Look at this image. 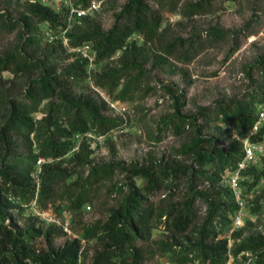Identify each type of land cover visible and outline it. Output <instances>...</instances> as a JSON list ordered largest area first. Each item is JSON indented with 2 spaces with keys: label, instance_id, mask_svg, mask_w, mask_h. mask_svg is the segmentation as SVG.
I'll return each mask as SVG.
<instances>
[{
  "label": "rangeland",
  "instance_id": "rangeland-1",
  "mask_svg": "<svg viewBox=\"0 0 264 264\" xmlns=\"http://www.w3.org/2000/svg\"><path fill=\"white\" fill-rule=\"evenodd\" d=\"M91 1L38 0L61 14L66 24L72 9H87ZM129 1L102 0L100 10L91 12L85 19L73 20L68 31L67 27L52 29L48 23L32 19L33 34H28L23 22L29 16L27 7L30 0H0V14L6 20L19 22L18 29L13 33L0 27V57L21 53L29 60L51 65L62 76L68 66L80 58L70 47L69 41L66 45L67 34L75 29H83L84 22L87 26L96 25L109 31L115 24L116 16ZM201 1L205 8L191 15V5ZM148 3L161 15L162 25L153 42L146 41L140 34H134L130 39V42L142 49L139 63L142 64L145 75L140 78L128 100L117 98L122 86L111 94L95 85L94 72H101L106 64L89 66L87 79L62 77L63 86L77 96H91L99 102H105V116L120 119L108 100L125 105L127 113L124 129L114 133L103 145L94 148L84 162L74 160L75 154L71 152L57 160L56 163H61L63 169L73 171L74 175L66 181H59L54 187L55 195L48 200L42 199L39 194V174L45 162L54 161L38 158L34 165L32 163L33 178L37 182L34 199L28 204L14 199V207L10 209L21 229L26 228L30 217L38 218L39 223L46 227L53 225V219L68 222L70 233L61 229L55 244L62 246L67 240L76 239L75 236L80 235L84 240L80 261L85 264L91 263L100 247L96 240L84 239L82 230L85 226L105 220L111 211L118 208L124 195L117 193L115 188L121 187L127 180L125 175L118 172L111 180L100 183L87 181L91 167L136 163L140 167L167 170L168 174L163 177L164 186L151 197L153 204L159 212H164L170 206H182L194 198L197 221L202 222L207 207L199 194L212 195L220 192L227 195L228 174L235 169L227 170L222 181L215 183L208 179L216 171L215 166H201L192 155L184 154L182 149L198 135L213 139L222 150H229L233 144H238L241 148L243 134L234 126L222 123L218 113L224 108L233 107L237 102L249 99L262 81L261 72L256 65L264 57V0H149ZM215 31L222 32V36L216 35ZM22 38H33L37 42L24 48ZM49 43H61L68 53L75 56L71 59H67V54L47 56L45 48ZM121 54L117 53L112 59L114 66L120 67ZM39 73L0 72L1 96L4 100L22 96L30 80L38 77ZM175 99H180L181 114L190 116L195 122V126L188 125L183 135H175L162 125L164 118L174 114ZM50 102L45 101L33 118L43 130L54 132L53 127L51 129L43 122ZM261 107L263 106H257V111ZM7 112V109L0 108V127ZM11 138L12 145L7 152L9 156H18L24 161L35 158L38 154V148L34 146L31 149L28 141L21 136L13 134ZM4 152L0 145V163ZM133 181L137 186L143 185L142 180ZM172 181L173 189L169 191L167 186ZM245 187L250 199L249 213L245 228L243 227L240 238L233 241L232 248L235 244L239 246L250 239L264 241V158L252 165L247 172ZM169 192L172 195L169 196ZM80 194L87 201L77 207L75 200ZM56 227L60 229L58 225ZM193 231L195 228L178 235L167 229L164 223L155 222L151 238L138 243L144 252L143 264H179L174 253L164 251V244L184 243L186 239L192 238ZM34 245L39 248L44 244L40 239ZM228 264H258L257 254L231 255Z\"/></svg>",
  "mask_w": 264,
  "mask_h": 264
},
{
  "label": "trees",
  "instance_id": "trees-1",
  "mask_svg": "<svg viewBox=\"0 0 264 264\" xmlns=\"http://www.w3.org/2000/svg\"><path fill=\"white\" fill-rule=\"evenodd\" d=\"M148 1L130 0L116 16L115 24L109 31H104L96 25L87 26L84 22L83 29H75L67 34L72 49L92 43L95 64H106L101 72H94L95 85L111 94L122 86L117 98L123 101L129 99L130 93L145 75V70L139 63L142 49L130 42L131 37L140 34L146 41L153 42L157 39L162 25L161 15L149 6ZM204 8L205 4L201 1L191 5L189 13L195 15ZM27 12L29 16L24 18L23 27H26L28 34H33L32 19L39 23H48L52 29L67 27L61 14L41 3L30 2ZM18 26L19 22L6 20L5 16L0 14V27L4 30L13 33ZM214 33L218 36L223 34L220 31ZM22 39L24 48L37 42L33 38ZM45 52L47 56L67 54V59L75 56L68 53L61 43L47 44ZM119 52L122 53L119 58L120 67L111 63ZM88 65L87 60L77 58L61 76L51 65L29 60L21 53L0 57V72H40L38 77L30 80L22 96L4 100L0 93V108L8 111L0 127V145L5 151L0 163V264H85L80 261L83 254L81 241L71 239L62 246L55 244L58 232H62L55 225L46 227L39 223L38 218L30 217L26 228H19L10 213V209L14 207L10 198L22 200L26 204L34 199L37 182L33 178V165L38 158H42L45 161H54L45 162L39 174V194L44 200L51 199L55 195V185L74 175L73 171L63 169L61 163H56L70 153V139L74 135L86 133L91 129L101 135L124 129L123 120L103 114L107 107L105 102H99L91 96H77L63 86V76L87 79ZM256 67L261 72L262 81L250 94L249 99L237 102L233 107L224 108L218 113L222 123L234 126L242 134L255 124L257 106L264 107V57ZM134 73L138 75L134 76ZM45 101L51 102L47 106V115L43 122L51 129L53 127L54 132L43 130L33 118ZM180 107V99H175L174 114L162 120L164 129L175 135H183L188 125L195 126L194 119L181 114ZM13 134L26 139L31 149L34 146L38 148L39 152L35 158L23 161L18 156H9L7 152L8 147L12 145ZM32 135L34 138H31ZM92 151L93 148L87 142H82L74 160L84 162ZM182 152L192 155L195 162L201 166L214 165L216 171L208 179L215 183L221 182L223 174L227 170L235 169L242 158L238 144H233L226 151L219 149L213 139L202 138L201 135L184 146ZM118 172L127 179L121 187L115 188L117 193L124 195L120 205L111 211L105 220L85 226L82 230L84 239L96 240L100 247L90 264H143L144 252L138 243L151 238L155 222L164 223L167 229L178 235L195 228V231L191 232L192 238L186 239L184 243L164 244V251L174 253L179 264H228L230 255L247 253L257 254V263L264 264V241L261 239H250L239 246L235 244L232 249L228 247V241L223 234L232 224V215L236 210L229 188V193L225 196L220 192L212 195L199 194L205 201L207 210L205 218L198 223L194 198L182 206H170L164 212H159L151 201V197L164 186L163 177L168 174L167 170L140 167L136 163L93 166L87 181L100 183L111 180ZM134 179L142 180L143 185L137 186ZM172 184L174 185L173 181L167 186L169 191L173 189ZM168 195L172 193L169 192ZM75 201L77 207H81L87 200L80 194ZM242 231L235 233L234 240L240 238ZM40 239L44 245L38 248L34 242Z\"/></svg>",
  "mask_w": 264,
  "mask_h": 264
},
{
  "label": "built area",
  "instance_id": "built-area-1",
  "mask_svg": "<svg viewBox=\"0 0 264 264\" xmlns=\"http://www.w3.org/2000/svg\"><path fill=\"white\" fill-rule=\"evenodd\" d=\"M31 3H41L38 0H30ZM42 4V3H41ZM102 0H92L90 5L87 9L77 8L72 9L71 14L68 16L67 19V31L70 28V23L74 20H81L86 15L90 14L91 12L98 11L101 9ZM45 5V4H43ZM66 45H68V40H66ZM80 56V58L88 61V67L95 64V52L93 50L92 43H86L83 46L74 49ZM90 68V67H89ZM88 71V68H87ZM110 107L116 111L117 116L120 117L121 120L125 121L127 107L123 105L121 102H110L107 101ZM264 107L258 109L257 112V120L255 124L243 134V141H242V158L238 163L235 170L231 171L228 174L227 178V185L230 189L235 205L236 210L232 215V224L227 229V232L224 238L228 241L229 249L233 247L234 235L238 231L242 230L245 226V222L249 213V206H250V199L247 196V190L245 187L246 182V174L252 165L256 164L258 161L264 158ZM114 133L111 132L107 135H101L96 133L95 130L91 129L83 134L74 135L70 141L72 142L71 146V153L75 154L78 153L81 149L82 142H87L91 148H96L105 143L108 138H111ZM11 201L14 203L15 198H10ZM53 225H58L60 229L65 231V233H70V224L68 222H61L60 220L53 219ZM76 240L84 242L83 238L78 235L75 236ZM231 256V255H230ZM192 264V263H189Z\"/></svg>",
  "mask_w": 264,
  "mask_h": 264
}]
</instances>
